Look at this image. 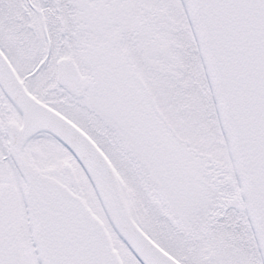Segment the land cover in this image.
I'll use <instances>...</instances> for the list:
<instances>
[{
  "label": "snow or ice",
  "instance_id": "1",
  "mask_svg": "<svg viewBox=\"0 0 264 264\" xmlns=\"http://www.w3.org/2000/svg\"><path fill=\"white\" fill-rule=\"evenodd\" d=\"M0 264H264V0H0Z\"/></svg>",
  "mask_w": 264,
  "mask_h": 264
}]
</instances>
